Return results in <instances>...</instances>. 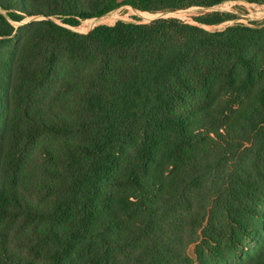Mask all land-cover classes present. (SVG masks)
<instances>
[{"label":"trees","instance_id":"obj_1","mask_svg":"<svg viewBox=\"0 0 264 264\" xmlns=\"http://www.w3.org/2000/svg\"><path fill=\"white\" fill-rule=\"evenodd\" d=\"M229 2L264 0H0V264H233L260 240L264 27H66Z\"/></svg>","mask_w":264,"mask_h":264},{"label":"rangeland","instance_id":"obj_2","mask_svg":"<svg viewBox=\"0 0 264 264\" xmlns=\"http://www.w3.org/2000/svg\"><path fill=\"white\" fill-rule=\"evenodd\" d=\"M221 13V14H230L233 15L229 21H226L219 25H211V26H202L209 33L222 32L225 31L229 27H233L236 25H244L252 28H260L264 27V3L261 4H249L246 2H229L219 6H216L211 9H204L200 7H192L185 10H180L174 13L167 14H151L147 12H140L132 7L122 6L109 14L101 17V18H93L89 20H84L80 22V25L77 27H69L74 32L80 34H87L92 29L100 25H108L113 26L118 21H126V22H141V23H149L159 17L162 18H175L187 24L199 26L197 22V18L203 15H208L212 13ZM6 14V12H3ZM47 19L45 16L41 17H26L22 22L16 23L12 22L15 28H18L22 25L30 23L32 21H39ZM55 22L62 24L61 20L55 17H52ZM264 224L260 225L263 229ZM264 232L260 240L256 243H251L249 248L245 251V253L235 261L233 264H248L252 261L262 260L264 258ZM264 260V259H263Z\"/></svg>","mask_w":264,"mask_h":264}]
</instances>
